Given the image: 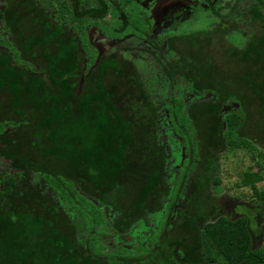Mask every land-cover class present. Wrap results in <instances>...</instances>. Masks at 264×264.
I'll use <instances>...</instances> for the list:
<instances>
[{
  "label": "trees",
  "instance_id": "trees-1",
  "mask_svg": "<svg viewBox=\"0 0 264 264\" xmlns=\"http://www.w3.org/2000/svg\"><path fill=\"white\" fill-rule=\"evenodd\" d=\"M217 8L225 16L214 22L215 30L226 47L218 49L207 35L200 50L186 52L165 39L171 60L145 56L130 101L123 93L115 106L100 90L40 118L41 139L52 144L42 152L60 167L67 161L64 173L0 154V264H264V189L255 188L260 176L241 175V184L252 189L251 202L212 193L228 140L252 148L242 138L252 113L260 120L250 139L264 150V0H220ZM104 10L100 2L98 12ZM239 37L243 48L233 44ZM214 52L219 62L243 70L219 76ZM186 94L188 101L179 99ZM233 94L241 113L221 117ZM165 108L168 123L161 116ZM61 110L68 116L56 115ZM67 146L74 154L61 156ZM60 214L66 233L54 226ZM98 223L111 230L104 245L125 253L94 247Z\"/></svg>",
  "mask_w": 264,
  "mask_h": 264
},
{
  "label": "flooded vegetation",
  "instance_id": "flooded-vegetation-1",
  "mask_svg": "<svg viewBox=\"0 0 264 264\" xmlns=\"http://www.w3.org/2000/svg\"><path fill=\"white\" fill-rule=\"evenodd\" d=\"M11 1L12 0H0V34L3 36V39L0 41V154L3 156L13 155L12 157L14 158L16 156L18 157L16 149L19 147L14 146V142L17 140L16 133H18V131L20 132L22 130L21 128H27L23 131L28 133L29 142L35 139V130H39V134L40 131L41 133L42 131L44 132V126L37 127L36 123L30 122L29 120L25 121V123L26 125L31 124L30 130L29 126H15L14 123L20 122L16 117L24 115L22 112V106L24 105L31 106L30 104H32L34 107H40L42 101H48L49 105L47 104L48 106L44 108L45 112H47L55 107V103L58 101L61 102L64 107L67 106V103H71L70 106L73 107V102L83 100L84 94L87 96L96 95L100 90H103L104 93L111 95V102L115 103L116 106L115 98H119L123 93L125 95L127 94L124 97L126 98L125 101L131 100L130 97H132V91H134L133 86L139 83L138 70H142L141 66L143 62H146L144 59L145 56L149 57V60L153 57H156L160 61L164 58L168 61L171 60V54L166 49L167 42L173 48L178 47L180 44L186 52H197V50H200L203 44L202 40L206 39L202 36L205 37L207 35L213 38L215 42L219 43L218 49L228 45L227 42L222 43L221 31L215 30L219 24L214 23L219 18L224 17L225 14H216L215 11L218 9L217 5L211 4L208 0H204L205 13L203 17L200 16L201 13L198 6L192 7L188 12L186 9L175 10L171 8L169 10V6L168 8L157 10V20L154 27L159 29L154 32V35L148 33L149 28L146 26L144 22L145 19H143L141 13H137L134 19H129L121 7L116 3L112 4L109 9L108 3L104 0H93L90 3H86L85 9H80V6L78 8V0H60L59 10L62 12H69L71 20L79 23L92 21L94 24L99 23L101 25H106V28L101 31L95 28L92 29V27H95L93 24V26L89 28L88 34L86 33L88 36L86 35L85 38L75 32L68 23L63 22L60 17L54 15L53 10L49 8V1L42 4L40 0H25L26 6H32L31 12L29 13V25L32 26L29 27L31 34L23 38L22 34L24 33L18 25V18L15 12L17 13L20 8H23L24 3L12 4ZM190 1L195 2L200 0ZM100 2L105 6V10L102 13L98 12ZM145 2L146 0H141V4L143 3L144 6L147 5ZM151 2L153 3L154 0H150L149 4ZM156 2L161 1L157 0ZM213 10L214 13H212ZM37 14L39 15L37 16ZM106 16H109V20H113V23L107 22ZM12 17L17 20H13ZM180 22L181 24H179ZM185 23L191 25H186L185 28H182L180 25ZM157 24L159 25L158 27ZM44 27H46L47 30H45ZM140 27L144 29H140ZM205 28H208V32L202 30ZM183 30H187L188 32L182 33ZM196 31H205L206 34L198 35L195 33ZM80 32L84 33V28ZM8 33L11 34L13 43L18 45H20L23 39L27 38L39 41L44 35H47L49 39L45 45L38 44V42H31L28 47L24 49L21 56H13L10 52L11 42L8 39ZM38 33L39 35L37 36ZM178 36H180V38ZM182 36L184 38H181ZM165 39H167V42H165ZM69 42L70 45L68 46ZM197 42L199 46L195 47L194 44ZM47 43H49L51 47H55L53 55L48 54V50L45 48L47 47ZM63 43H66L68 49L71 47V51H74V55H68L69 52L64 54L61 48ZM33 45L39 47V58L44 60V68H41L39 63L36 62L35 57L37 55L35 51L31 50L27 52ZM89 45H92L93 49L88 51L86 47ZM76 46L78 48H76ZM240 46V48H243L242 45ZM208 49L209 46H206L202 50L206 51ZM79 52H85L87 56L84 55V57L81 58V56L78 55ZM135 52L139 53L134 56ZM52 57L54 58L52 59ZM56 58L59 59L53 64L52 60ZM6 59L7 62H5ZM22 59L31 63L24 73L17 64L22 62ZM8 63L10 64V66L8 65L9 68H13L17 77H14V74L6 68ZM91 63L92 66H90ZM217 63L221 71L219 76L226 75L227 71L225 70L223 72L220 68L224 62L220 61ZM86 68L87 72L84 73ZM54 69L56 70L54 73L56 74V78L54 81H50L48 87H46L41 80L37 83V87H31L29 82L31 81L29 79L30 76L25 75L29 70L31 72L30 75H34L36 71H39L41 75L46 76V73L53 72ZM148 70L150 71V69ZM4 71L7 75L2 76ZM146 73L148 72L145 71L143 74L146 75ZM106 76L112 77L113 85L110 86L112 80L107 78L109 86L107 85V88H103L100 78L102 77L104 79ZM12 81L18 82L20 88L10 90L9 84ZM88 86H92L94 91L91 93L84 91ZM33 90L34 99L31 97L32 94H30ZM68 92H71V94H68ZM189 95L191 94L181 95L179 99L186 102L189 100ZM234 95L235 94H233L229 103H237L238 96ZM19 98L20 102L16 105L15 102ZM2 100L4 102L3 104L1 103ZM95 102L97 103L98 101ZM225 105L226 104H224L221 109ZM59 106L62 108V105ZM97 109L99 108H96V110ZM161 113L163 114L161 115L162 118L168 123L167 119L170 114L167 108L162 110ZM7 114H9L10 117L8 116L7 118ZM48 115L50 116V113H48ZM128 116L129 115H126V117ZM25 118L28 117L25 115ZM143 129L146 128L144 127ZM188 131L190 133L195 131L191 124L188 126ZM28 135H26V137ZM23 137L24 136H21V139H23ZM176 139L179 143H182V139L179 136H176ZM130 151L133 153L132 150ZM181 151L183 161L186 157L183 152L184 147H181ZM27 161L33 162V160L30 159ZM182 161H180V164Z\"/></svg>",
  "mask_w": 264,
  "mask_h": 264
},
{
  "label": "rangeland",
  "instance_id": "rangeland-1",
  "mask_svg": "<svg viewBox=\"0 0 264 264\" xmlns=\"http://www.w3.org/2000/svg\"><path fill=\"white\" fill-rule=\"evenodd\" d=\"M40 1L42 4H45L44 2L49 1L50 2L49 8L53 10L54 15L60 17V19L63 22L68 23V25H70L75 30V32L80 34L83 38L86 37V35L88 34V31H89V28H91L94 24L92 21H84V22L79 23L77 21L71 20V16H70L69 12H62L59 10L60 0H40ZM78 1H79L78 8L80 6V9H85L86 3L87 2L90 3L93 0H78ZM104 1L106 3H108L109 9L111 8L112 4L116 3L117 5H119L129 19H134L135 15L137 13H141L143 19H145L144 22H145L146 26L149 28L148 33H150L151 35H154V32L158 31V29H159V28L154 27L156 24V20H157V16H156L158 14L157 10H159V9L161 10L162 8L163 9L168 8V6H169L170 7L169 10L171 8L175 9V10L186 9V11L188 12L191 10L192 7L198 6V8L200 9V13H201L200 16L203 17L204 7H205L204 0L195 1V2H192L190 0H158L161 2H156L157 0H154V2L153 3L151 2L150 4H149L150 0H146L145 3L147 5H145V6L143 5V3L141 4V0H104ZM208 1L214 5L220 4V0H208ZM11 3L12 4L24 3L23 8H20L17 13L15 12V14L17 15V18H18V25L23 30L22 32L24 34H22V35L24 38L27 35L31 34L29 27H31L32 25H29V20H30L29 13L31 12L32 6H26L25 0H18V2H17V0H12ZM38 15L39 14H37V16ZM12 19L14 20L16 18L12 17ZM106 19H107L106 20L107 22L113 23V20H109V16H106ZM110 19H112V18H110ZM187 23L180 25V26L182 28H185L186 25H191V24H187ZM179 24H181V22ZM94 25H95V27H92V29L95 28V29H99V30L103 31V29L106 28L105 24L101 25L99 23H96ZM158 26L159 25L157 24V27ZM83 28H84V33L80 32L81 30H83ZM186 32H188V31L183 30L182 33H186ZM38 35H39V33L37 34V36ZM2 39H3V36L0 34V41ZM8 39L11 42V44H10L11 54L13 56H15V55L21 56L24 49H26L31 42H38V44L45 45V43L49 39V36L42 37L39 41L33 40L31 38L23 39L21 41L20 45L13 43V39H12L10 33H8ZM240 40H241L240 38H235V42H233V44L237 48H240L238 46L239 45L238 43ZM46 45H47V47H45V48L48 50V54L53 55V52L55 51V47H51V45L49 43H47ZM94 47H95V45H94ZM61 48H62L64 54L69 52L68 54L74 55V51H71V47H70V49H68L66 46V43H63ZM76 48H78V47L76 46ZM86 49H88V51H89L90 49H93V46L89 45L86 47ZM31 50L36 52V55H37L35 57L36 62L39 63L41 68L42 67L44 68V60L39 58V47L33 45L31 47V49L27 52H30ZM218 52H219V50H218ZM78 55H80L81 58L84 57V55L87 56V54L85 52H79ZM214 55L217 58L216 61L219 62L218 58L220 55L216 54L215 52H214ZM53 58L54 57H52V59ZM58 59L56 58L55 60H52L53 64H55L56 60H58ZM5 62H7V59L5 60ZM4 64H6V63H4ZM17 64L22 69V71L24 73V71H26L28 69V66L31 63L22 59V62L17 63ZM8 65L10 66V64L8 63L6 68H8L14 74V77H17V75L13 71V68H11V67L9 68ZM90 66H92V63L90 64ZM220 68L223 72L225 70L227 71L228 69L230 71H233V70L242 71L243 65H238V67H237L236 64H233L230 61L228 64L224 63L222 66H220ZM86 70H87V68L85 69L84 73L87 72ZM55 72H56V70L54 69L53 72L46 73V76H43L40 74L39 71H36V73L34 75L33 74L30 75L31 72L28 70L25 73V75L30 76L29 79L31 81H29V82L31 84V87H37L38 86L37 83L40 80L44 83V85L46 87H48L50 85V81H54L56 78V74H54ZM3 75H7V73L4 71L2 73V76ZM105 78L104 79L102 77L100 78L101 86L103 88H107L106 87L107 85L109 86L108 79L112 80V77H110V76L109 77L106 76ZM7 85H8V83H7ZM112 85H113V80L111 81L110 86H112ZM9 86H10V90H16V89L20 88V84L16 81H12L9 84ZM34 90L32 91V93H30V94H32L31 97L33 99H34V97H33ZM84 91L91 93L94 91V88L92 86H88L87 88L84 89ZM54 99H57V98H54ZM19 102H20V98L16 100L15 104L17 105V104H19ZM1 103L2 104L4 103L3 100L1 101ZM47 104L49 105L48 101H42L40 107H34L32 104H30L31 106H29V105L22 106V112L24 115H20V116L16 117V119H18L20 122L14 123L15 126H17V125L20 127L21 126H29V130H30L31 124L26 125L25 121L29 120L30 122L37 123V122H39L40 118H43V121H44V119L50 118L48 113L45 112V109H44L46 106H48ZM55 104H56V106L62 105V107H64L63 104L59 101L56 102ZM250 104H252V103H250ZM252 108H253V106L250 105V107L248 109L251 110ZM32 109H34V110H32ZM56 109H58V108H56ZM241 111L242 110L238 107V105L236 103L231 102V103L226 104L221 109V117H223L229 113L240 114ZM55 113H56V115H62V117L68 116L67 112H63V111L61 112V114L57 111H55ZM25 115L28 118H25ZM8 116L10 117L9 114H7V118H8ZM1 119H3V118H1ZM249 119L250 120H249L247 126L243 130L244 135L242 138H245L246 139L245 141H247L251 145L252 148L251 149H241V148H237V147H232V144H234L236 141L231 143V141L228 140V144H226V148H225L224 152H222L218 155L217 172H216L218 182H216V188L212 191V193L214 195L226 194L229 197H238L240 200L251 202L253 200L252 189L250 187L243 186L240 182L241 175L243 173H257L260 176L261 180L255 184V188L257 190L264 189V150L255 142H252V140L250 139V135L252 137L256 136L255 127H256V124L259 122L260 119L257 118L255 116V114H253V113L251 114ZM51 124L53 127L56 126L53 121ZM21 129L22 130L20 132L18 131V133H16V135H17L16 139L17 140H15V142H14V146H18L19 148H21V149H19V148L16 149V153H17L18 157L20 156L26 160H28V159L33 160L32 164H39L42 167L44 166V168H47L49 170H52V171L59 170L56 172L64 173L65 171L61 167H63L65 165V168H66L67 167L66 166L67 161H64V160L60 161L61 162V167H60L58 160L53 159V157L50 154H46L45 152L44 153L42 152V151H44L45 148L50 147L52 145L51 141L45 137L40 139L42 137L41 134H39V135L35 134V137H34L35 139L32 140L31 142H29L28 141V138H29L28 133H26V131H23L27 128L23 127ZM59 131H62V130H59ZM64 132H65V130H64ZM26 135H28V136L26 137ZM21 136H24L23 139H21ZM222 136L227 140L228 135H227V132L225 131V129H223V131H222ZM60 151H58L57 154H59ZM61 152H62L61 156L74 154L70 150L69 146H67V148L64 147V149ZM259 154L263 155V158H260L258 156ZM62 163L64 164L63 166H62ZM48 191H50V190H48ZM49 204H50V202L47 201L45 204L46 208L50 207ZM30 206L33 207L35 214L43 215V217L48 218L47 213L45 211H41L38 206L34 205L33 203H30ZM64 221H65V219L61 216V214L58 216L56 215L55 221H54V226L57 227L58 229L62 230L64 233H66L68 231V226L66 223H64ZM96 230H97L99 236L97 238H95V242H94L95 248L101 249L102 251L107 252V253H117V252L118 253H125L124 252L125 249H120L119 246H114L113 248H108L107 246L104 245L105 239L110 236V232H111L110 228H108V225L106 223L104 224V227H102L101 223H98L96 226ZM100 231H103V233H100ZM132 253L133 252H130V254H132Z\"/></svg>",
  "mask_w": 264,
  "mask_h": 264
}]
</instances>
